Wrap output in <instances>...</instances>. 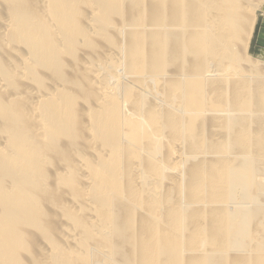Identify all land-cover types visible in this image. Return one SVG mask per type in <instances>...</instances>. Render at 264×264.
I'll use <instances>...</instances> for the list:
<instances>
[{
  "label": "bare ground",
  "instance_id": "1",
  "mask_svg": "<svg viewBox=\"0 0 264 264\" xmlns=\"http://www.w3.org/2000/svg\"><path fill=\"white\" fill-rule=\"evenodd\" d=\"M264 0H0V264H264Z\"/></svg>",
  "mask_w": 264,
  "mask_h": 264
},
{
  "label": "rangeland",
  "instance_id": "2",
  "mask_svg": "<svg viewBox=\"0 0 264 264\" xmlns=\"http://www.w3.org/2000/svg\"><path fill=\"white\" fill-rule=\"evenodd\" d=\"M264 11V6L262 7ZM250 60L264 61V12L258 15L248 47Z\"/></svg>",
  "mask_w": 264,
  "mask_h": 264
}]
</instances>
